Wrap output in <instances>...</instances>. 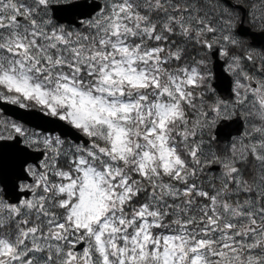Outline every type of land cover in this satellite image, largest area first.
<instances>
[{
	"label": "snow or ice",
	"instance_id": "snow-or-ice-1",
	"mask_svg": "<svg viewBox=\"0 0 264 264\" xmlns=\"http://www.w3.org/2000/svg\"><path fill=\"white\" fill-rule=\"evenodd\" d=\"M245 21L264 35V0H0V193L10 173L17 191L0 264H264V47Z\"/></svg>",
	"mask_w": 264,
	"mask_h": 264
},
{
	"label": "water",
	"instance_id": "water-1",
	"mask_svg": "<svg viewBox=\"0 0 264 264\" xmlns=\"http://www.w3.org/2000/svg\"><path fill=\"white\" fill-rule=\"evenodd\" d=\"M251 33H252L251 36L253 38V41L255 40L256 44L260 43V39L258 38L259 36L257 35L259 33L255 31ZM212 62H213L212 69L215 74V80L213 81L214 86H216L218 89L222 88L223 90L229 91L228 88L230 87L229 81L227 82L225 80L228 83V85L224 83V79L222 82H218V79H220V77L225 73L223 68L224 61L218 59V60H213ZM7 108L9 109L8 115H12L20 120H23L28 124H30L31 126H35L36 128H48V129L54 127L53 124L48 123V121L51 120V118L44 117L37 109L25 110V109H19L18 106H12V105H8ZM241 128L242 127L239 123H232V122H229L227 126H222L220 129V137H221L220 142L227 143L229 139H231L234 135L238 134L239 130H242ZM56 130L57 132L61 131L59 127H57ZM13 179L14 177L10 173L9 186L8 189L4 191V195L11 200H15L17 197V191L13 188L12 185ZM0 184L3 187V184L2 183Z\"/></svg>",
	"mask_w": 264,
	"mask_h": 264
},
{
	"label": "flooded vegetation",
	"instance_id": "flooded-vegetation-1",
	"mask_svg": "<svg viewBox=\"0 0 264 264\" xmlns=\"http://www.w3.org/2000/svg\"><path fill=\"white\" fill-rule=\"evenodd\" d=\"M234 2H235V0H234ZM253 2H255V3H259V0H253ZM245 26H246V29H249L248 27H250V31H251V32L255 31V32L259 33V34H257V35L259 36L258 38L260 39V43H258V44L253 43V38H252L251 34H250V35H246V36H244L243 39H244L245 41H247L249 44H253V47H255V48H257V49L264 47V35H261V34H260V29L257 28V27H251V26L247 23V21H245ZM221 59L223 60V58H221ZM224 69H225L226 73H227L228 75H230V78H231V89H232V87H233V85H232V79H233V78L231 77V74L227 72V64H226L225 62H224ZM221 78L226 80L225 76H221L220 79H218V82H222V81H223ZM213 79H214V76H213ZM213 79H212L211 83H212V86L215 88L217 95H219L221 98H225V97H226V92H225L222 88L218 89L216 86H214V85H213ZM218 85H220V84H218ZM231 94H232V93H231ZM226 98H229V97H226ZM10 118H11V119H14V118H12V117H10ZM15 120H16V119H15ZM19 122H20V121H19ZM21 123H22V122H21ZM26 125H27V124H26ZM27 126H28V125H27ZM29 127H30V126H29ZM236 136H237V135H236ZM236 136H234V137H236ZM234 137H233V138H234ZM0 188L2 189L1 185H0ZM2 193H3V192H2ZM3 195H4V194H3Z\"/></svg>",
	"mask_w": 264,
	"mask_h": 264
},
{
	"label": "rangeland",
	"instance_id": "rangeland-1",
	"mask_svg": "<svg viewBox=\"0 0 264 264\" xmlns=\"http://www.w3.org/2000/svg\"><path fill=\"white\" fill-rule=\"evenodd\" d=\"M15 120V119H14ZM27 126V125H26ZM29 127V126H28ZM224 144H221V146H223ZM1 189V188H0ZM0 194H3V193H0Z\"/></svg>",
	"mask_w": 264,
	"mask_h": 264
}]
</instances>
